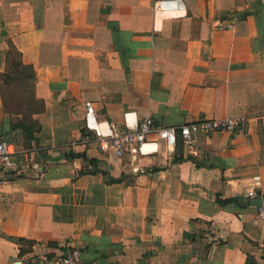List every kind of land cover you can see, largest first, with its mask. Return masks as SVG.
Listing matches in <instances>:
<instances>
[{
  "label": "crops",
  "instance_id": "1",
  "mask_svg": "<svg viewBox=\"0 0 264 264\" xmlns=\"http://www.w3.org/2000/svg\"><path fill=\"white\" fill-rule=\"evenodd\" d=\"M154 1L0 0V74L12 43L45 104L29 141L0 89L13 151L0 173V264H58L68 246L81 264H264L249 203L264 206V0ZM146 117L245 120L235 132L193 127L192 149L178 130L171 155L153 135L134 164L103 153L90 129Z\"/></svg>",
  "mask_w": 264,
  "mask_h": 264
},
{
  "label": "built area",
  "instance_id": "2",
  "mask_svg": "<svg viewBox=\"0 0 264 264\" xmlns=\"http://www.w3.org/2000/svg\"><path fill=\"white\" fill-rule=\"evenodd\" d=\"M161 0L154 1V8L161 9ZM236 26L235 21L226 22L220 21L217 25L219 29L231 30ZM87 114H94V108L91 103L86 104ZM244 117H228L224 119H205L200 125L185 124L179 127L169 126L164 127L157 124L152 117H146L140 123L134 125H126L125 129H119L113 127L108 133H103L100 127L96 126L90 128L96 133V141L99 144L100 150L105 154H115L117 157L122 158L125 155H129L133 161L139 157L145 155L143 146L150 141V137L156 135L157 141H163L166 145V153L173 154L178 141V130L180 131L183 143L186 147L192 149L195 143V138L192 133L193 127H199L204 133L214 132H235L242 128L244 124ZM89 128V126H88ZM13 151L4 138L0 139V173H7L11 170ZM134 164V163H133ZM134 167V166H133ZM137 170H142L138 167ZM257 183L259 181L256 178ZM8 183V178L0 177V192L1 189ZM251 198L256 196L254 190L249 193ZM258 219L264 222V206L260 205L258 210ZM82 254L81 251L75 247L68 246L60 258L58 264H81Z\"/></svg>",
  "mask_w": 264,
  "mask_h": 264
},
{
  "label": "trees",
  "instance_id": "3",
  "mask_svg": "<svg viewBox=\"0 0 264 264\" xmlns=\"http://www.w3.org/2000/svg\"><path fill=\"white\" fill-rule=\"evenodd\" d=\"M0 82L6 112L22 115L21 119L14 123V129H22L27 140H36L35 134L40 130L41 125L34 116L45 110V104L44 101L37 99L34 92L36 73L33 66L23 62L22 54L12 43L7 52V68L0 74ZM85 130L83 129V132ZM19 242L26 240L19 239Z\"/></svg>",
  "mask_w": 264,
  "mask_h": 264
},
{
  "label": "water",
  "instance_id": "4",
  "mask_svg": "<svg viewBox=\"0 0 264 264\" xmlns=\"http://www.w3.org/2000/svg\"><path fill=\"white\" fill-rule=\"evenodd\" d=\"M249 203H252V204H255V205H261L262 204V201L261 200H250Z\"/></svg>",
  "mask_w": 264,
  "mask_h": 264
},
{
  "label": "rangeland",
  "instance_id": "5",
  "mask_svg": "<svg viewBox=\"0 0 264 264\" xmlns=\"http://www.w3.org/2000/svg\"><path fill=\"white\" fill-rule=\"evenodd\" d=\"M27 95V94H26Z\"/></svg>",
  "mask_w": 264,
  "mask_h": 264
}]
</instances>
